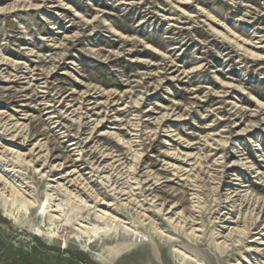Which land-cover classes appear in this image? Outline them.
Returning <instances> with one entry per match:
<instances>
[{
    "label": "rangeland",
    "instance_id": "obj_1",
    "mask_svg": "<svg viewBox=\"0 0 264 264\" xmlns=\"http://www.w3.org/2000/svg\"><path fill=\"white\" fill-rule=\"evenodd\" d=\"M0 175V264H264V0H0Z\"/></svg>",
    "mask_w": 264,
    "mask_h": 264
},
{
    "label": "bare ground",
    "instance_id": "obj_2",
    "mask_svg": "<svg viewBox=\"0 0 264 264\" xmlns=\"http://www.w3.org/2000/svg\"><path fill=\"white\" fill-rule=\"evenodd\" d=\"M16 127V126H15ZM10 131V130H9ZM8 131V132H9ZM39 145H40V143H39ZM37 147V146H36ZM35 147V148H36ZM37 149V148H36ZM35 152V151H34ZM33 152V153H34ZM31 153V152H30ZM19 155V158L21 157V155L20 154H18ZM22 158H23V156H22ZM22 158H20V159H22ZM2 186H3V188H2ZM219 187V186H218ZM217 188V187H216ZM5 189H10L11 190V192L12 193H14L17 197H21V198H23V199H26V197L24 196V194L19 190V189H17L15 186H13L12 185V183H10L9 182V180H7L4 176H2V175H0V195H3L4 194V190ZM123 191V190H122ZM71 194V193H70ZM119 194H120V192H119ZM128 195V194H127ZM126 195V196H127ZM228 195V194H227ZM73 196V195H72ZM243 196V195H242ZM235 197H237V196H235ZM244 198H246V196H243ZM75 198H78V196H75ZM234 198V197H233ZM233 198L232 197H227L226 198V203H234V200H233ZM81 199V198H80ZM79 199V200H80ZM225 200V199H224ZM81 201V200H80ZM84 201V200H83ZM246 201L248 202L247 204L248 205H250L252 208H253V210L254 211H256L257 213L255 214L256 215V218H255V220L257 221V223H259L260 221H262V222H264V201H262V202H260L259 200H254V199H251V197H249L248 196V198H246ZM28 203H30V204H32V202H30V201H27ZM130 203V202H129ZM227 204V205H228ZM173 207V206H172ZM175 208V207H174ZM236 208V207H235ZM244 208V207H243ZM173 209V208H172ZM241 210H243V209H239L238 210V214H241ZM173 211H175V210H173ZM247 211V210H246ZM252 212V211H251ZM106 214L108 213V212H105ZM243 213V212H242ZM246 214V213H245ZM244 214V215H245ZM247 215V214H246ZM253 216V215H252ZM107 217H110V216H107ZM246 217V216H245ZM244 217V218H245ZM189 219V218H188ZM241 220V219H240ZM182 222V221H181ZM187 223V222H186ZM185 223V224H186ZM188 224V223H187ZM193 224V223H192ZM224 224H229V221L227 220V221H225V223ZM189 225V224H188ZM184 227V226H183ZM190 227V226H189ZM191 228V227H190ZM234 229H232V231H233ZM194 231V230H193ZM197 231V230H196ZM236 231V230H235ZM192 232V231H191ZM239 232V235L242 237V234H245L243 231H238ZM244 236V235H243Z\"/></svg>",
    "mask_w": 264,
    "mask_h": 264
}]
</instances>
